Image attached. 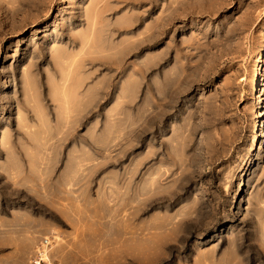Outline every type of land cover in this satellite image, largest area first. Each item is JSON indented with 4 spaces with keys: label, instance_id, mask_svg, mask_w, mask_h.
Segmentation results:
<instances>
[{
    "label": "rangeland",
    "instance_id": "obj_1",
    "mask_svg": "<svg viewBox=\"0 0 264 264\" xmlns=\"http://www.w3.org/2000/svg\"><path fill=\"white\" fill-rule=\"evenodd\" d=\"M141 1L0 0V264H30L45 235L56 236L51 264H264V105L252 89L264 0L184 1L125 73L103 58L88 65L79 91L105 86L106 103L77 111L80 96L66 91L82 49L74 41L94 19L134 13L141 23L116 28L115 41L146 36L173 0ZM261 76L264 97V64ZM118 100L126 107L114 109ZM36 130L39 144L28 137ZM64 216L83 219L79 249L59 236L71 234Z\"/></svg>",
    "mask_w": 264,
    "mask_h": 264
},
{
    "label": "bare ground",
    "instance_id": "obj_2",
    "mask_svg": "<svg viewBox=\"0 0 264 264\" xmlns=\"http://www.w3.org/2000/svg\"><path fill=\"white\" fill-rule=\"evenodd\" d=\"M6 1V0H5ZM124 3H133L135 5H142L141 0H123ZM184 1L186 0H173L171 8L169 9V13L167 14L166 18L162 19L154 27H150V30L148 34L144 37H140V35H136L135 37L131 38H122L118 41H115V33L114 30L116 28L123 29V28H131L135 25H138L141 23V17L134 13L131 15L128 19L124 21H117V22H110L109 20H105L104 25L102 27L96 26L97 21L93 20V26L89 29L87 34H85L81 39L75 40L74 43L77 45L79 43L82 44V49L79 51L78 55L79 59L77 62L74 63L72 66L73 71L76 73L74 77H72L67 85L66 91L73 86L75 88V92L78 93L80 96V101L74 104V109H77V111H81L83 113H87L88 111H91L95 108H101L105 103V94L108 93V88L105 86H98L99 84H96L93 87H89L86 92L82 93L80 92V86L79 83H85L87 79L91 78L92 75H94V72L89 71L93 67L88 66L92 63H94L97 59L103 58L106 63H116V67H113L116 70H119L120 73H125L128 69V57L132 54L137 55L139 54V51L143 49L146 46H153V44L158 41V38L167 32L168 27L171 26L176 17H175V11L179 8H183ZM106 7V6H105ZM103 7L102 10L105 8ZM118 6H108L109 10L117 9ZM119 31L121 32V30ZM119 32V33H120ZM147 44V45H146ZM146 45V46H145ZM101 49L100 51H97L96 49ZM99 52V55H94L95 52ZM167 54H157L152 55L147 58L149 65H156L158 62L167 60ZM96 59V60H95ZM255 81L253 83L252 89L255 91V94L258 95V100H256V108L261 109L264 105V97L261 94L262 90V69L264 64V46L260 49L258 55L255 57ZM152 67V66H150ZM140 69L135 68L131 71L132 76H135L138 74ZM76 81H78V85H76ZM59 83V81L57 82ZM6 87L3 88V91L9 90L11 88V82L7 81ZM139 85V81L137 78L133 79L128 86L123 87V91H121V94L119 95L121 97H126L127 93L134 92V89L137 88ZM80 90V91H79ZM66 97V96H65ZM69 103V102H67ZM77 104H79L77 106ZM114 109L126 107L125 102H122L118 100L117 102H114L113 104ZM261 114L258 115V118H261ZM37 119H39V116L36 114ZM47 121V118L45 119ZM262 120L260 119L258 121V126L255 129L256 133V139L253 144V148L257 147L259 145V135L262 129ZM44 133V132H43ZM28 133V137L31 141H33L35 144L41 143V141L44 139L43 135H41L40 130L34 131L32 134ZM89 140V139H88ZM38 161V160H37ZM69 166H67V179L65 182H63V186L66 187L68 190L70 188V185L74 183L76 185L77 182V170H76V163L75 160L72 158L68 162ZM47 163H45L43 160H39V164L37 165L38 171L40 173H43V171L47 167ZM15 168H12V171ZM171 171V170H168ZM160 177L164 176V172L161 170L158 172ZM70 189L73 190L71 187ZM70 193V192H69ZM128 232V228L126 227L125 232Z\"/></svg>",
    "mask_w": 264,
    "mask_h": 264
},
{
    "label": "crops",
    "instance_id": "obj_3",
    "mask_svg": "<svg viewBox=\"0 0 264 264\" xmlns=\"http://www.w3.org/2000/svg\"><path fill=\"white\" fill-rule=\"evenodd\" d=\"M63 219L66 221V223H67V227H66V230L67 231H69V232H71V234H65V235H67V236H62L61 235V232H59V236L60 237H62V239H63V237H69L70 238V240H73V246H74V249H79V244H80V241L78 240V239H80V237L81 236H84L86 233H84L85 232V229H84V227L83 228H81V229H79L77 226L79 225V224H82L83 223V219L81 218L80 220H78V221H75V220H73L72 218H70V217H63ZM97 220H99V221H96V222H94L95 224L94 225H96V226H98V225H102L104 222H101V221H103L102 219H103V217H99V218H96ZM40 229H38L36 226H31V231H30V234H31V236H35L36 235V233H38V231H39ZM96 231H97V229H96ZM102 231V228H99V230L97 231V233H100ZM121 231H123V229L121 228ZM128 232L126 231V234H127ZM46 236V235H45ZM45 236H43V237H45ZM54 236V235H53ZM56 237V236H55ZM78 240V241H77ZM55 247V246H54ZM30 264H31V262H30Z\"/></svg>",
    "mask_w": 264,
    "mask_h": 264
},
{
    "label": "built area",
    "instance_id": "obj_4",
    "mask_svg": "<svg viewBox=\"0 0 264 264\" xmlns=\"http://www.w3.org/2000/svg\"><path fill=\"white\" fill-rule=\"evenodd\" d=\"M56 237L45 236L39 242L35 257L31 260V264H51L49 254L55 246Z\"/></svg>",
    "mask_w": 264,
    "mask_h": 264
}]
</instances>
